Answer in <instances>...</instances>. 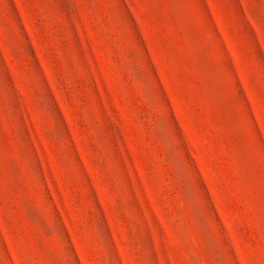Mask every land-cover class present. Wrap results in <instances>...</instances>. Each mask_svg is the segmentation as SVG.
Listing matches in <instances>:
<instances>
[{
	"label": "rangeland",
	"instance_id": "1",
	"mask_svg": "<svg viewBox=\"0 0 264 264\" xmlns=\"http://www.w3.org/2000/svg\"><path fill=\"white\" fill-rule=\"evenodd\" d=\"M0 264H264V0H0Z\"/></svg>",
	"mask_w": 264,
	"mask_h": 264
}]
</instances>
